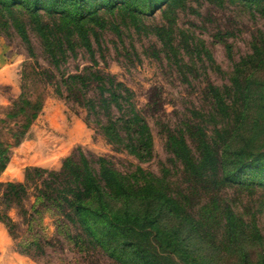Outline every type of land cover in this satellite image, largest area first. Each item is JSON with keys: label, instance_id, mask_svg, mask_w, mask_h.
Listing matches in <instances>:
<instances>
[{"label": "rangeland", "instance_id": "1", "mask_svg": "<svg viewBox=\"0 0 264 264\" xmlns=\"http://www.w3.org/2000/svg\"><path fill=\"white\" fill-rule=\"evenodd\" d=\"M96 20L88 31L96 62L76 42L74 52L67 51L65 60L55 66L29 24L27 42L10 20L4 24L0 17V139L8 149L0 182L25 181L28 167L58 170L68 156L77 159L82 153L93 166L103 156L123 172L140 166L165 176L169 193L193 213H200L211 200L220 207L228 204L246 223L255 221L264 235L263 176L202 184L184 173L168 148L170 135H182L196 152L202 130L212 143L231 137L235 145H247L249 153L264 149V104L257 96V83L240 116L243 95L232 91L264 57V0H181L166 16L159 8L137 21L117 9H101ZM162 25L169 33L158 32ZM249 54L255 58L249 60ZM88 68L114 75L132 91L152 133L147 160L109 143L96 115L68 97L63 76ZM257 71L251 78L260 82L264 68ZM22 86L31 99L42 98V107L15 145L12 133L21 121L7 113ZM85 91L87 96L96 95L93 85ZM249 176L245 171L241 178ZM35 179L28 180L20 198L10 196L9 204H4L0 184V215L8 216L0 219V264H123L76 221L36 200Z\"/></svg>", "mask_w": 264, "mask_h": 264}, {"label": "trees", "instance_id": "2", "mask_svg": "<svg viewBox=\"0 0 264 264\" xmlns=\"http://www.w3.org/2000/svg\"><path fill=\"white\" fill-rule=\"evenodd\" d=\"M180 1L0 0V17L5 18L4 24L10 20L27 42L26 24H29L55 66L65 60L67 51L74 52L76 42L89 52L95 63L88 31L101 9H117L137 21L140 15L153 14L159 8L166 16ZM168 28L162 25L158 32L169 33ZM167 42L171 47L170 37ZM247 58L252 60L255 56L249 54ZM256 64L258 70L264 68V57ZM257 69L246 76L243 85L238 83L232 90L243 95L239 116L248 108L255 83L259 88L257 96L264 104V79L255 82L251 78ZM61 81L68 97L72 96L96 115L109 143L138 160L150 158L152 133L135 106L132 91L122 81L90 68L83 73H69ZM90 85L96 90L95 96L86 95ZM24 88L7 113L8 117L21 121L12 133L15 145L42 107V98L31 99ZM252 139L250 136L249 141ZM215 143L200 130L193 152L182 135L168 137L169 150L179 160L184 173L196 182L219 185L253 180L255 174L264 177V149L249 153L247 145H235L231 137ZM7 151L0 139V172L6 166ZM245 171L250 174L247 179L241 178ZM35 177L36 200L54 207L68 221H76L104 251L122 258L123 264H264V235L255 221L246 223L228 204L220 207L214 200L202 205L200 213H193L169 193L165 176L140 166L123 172L103 156H98L93 166L81 153L77 159L65 157L58 170L28 167L25 181L0 182L4 204H9L10 196L20 198L25 194L28 180ZM3 217L8 218L6 214L0 215V219Z\"/></svg>", "mask_w": 264, "mask_h": 264}]
</instances>
